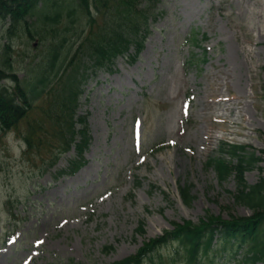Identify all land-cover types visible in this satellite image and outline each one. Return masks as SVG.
I'll return each mask as SVG.
<instances>
[{
	"label": "rangeland",
	"instance_id": "374dc122",
	"mask_svg": "<svg viewBox=\"0 0 264 264\" xmlns=\"http://www.w3.org/2000/svg\"><path fill=\"white\" fill-rule=\"evenodd\" d=\"M157 8L138 60L119 57L114 72L98 71L86 84L78 112L88 114L92 142L79 172L55 179L72 152L40 174L56 137L40 150L26 148L17 132L0 137V264H113L176 225L253 215L233 196L235 177L221 182L208 162L223 143H237L261 161L247 182L264 178V0H160ZM38 20L12 36L0 24V66L10 41L22 80L48 58L50 27ZM194 31L208 40L193 49L186 40ZM192 52L206 62L186 67ZM141 222L145 236L137 234ZM179 249L170 243L154 260L179 264ZM223 254H214L218 264H241Z\"/></svg>",
	"mask_w": 264,
	"mask_h": 264
},
{
	"label": "trees",
	"instance_id": "16d2710c",
	"mask_svg": "<svg viewBox=\"0 0 264 264\" xmlns=\"http://www.w3.org/2000/svg\"><path fill=\"white\" fill-rule=\"evenodd\" d=\"M159 1L0 0V24L8 35L12 36L20 28L31 31L29 18L39 19L50 27L43 40L51 41L48 58L38 64L43 57L36 64L35 77L28 73L23 80L19 78L10 58V41L3 46L4 61L0 66V81L12 83L0 87V131L3 134L0 137L17 132L26 148L39 150L44 142L51 143L56 137L51 152L42 158L41 175L55 168L63 155L72 151H75L74 156L66 168L57 171L55 179L74 175L86 165L85 154L91 147L92 135L87 115L78 112L79 99L85 91L83 86L90 79L91 71H114L119 56L128 55L131 63L137 61L151 33V23L157 20V12L160 13ZM98 18L104 21L102 27ZM63 21L65 26L57 28ZM193 36L196 43L198 38L196 34ZM187 62L195 64L197 60L192 55ZM43 97V103L38 104ZM246 149V146L223 143L220 154L212 157L208 166L215 169L221 182L235 177L238 186L233 196L238 204L252 210V216L231 215V220H223L208 215L199 224L190 221L176 225L165 235L147 241L135 255L113 264H147V261L164 264L162 256L158 255L160 258L155 262L153 255L170 243L180 245L181 251L177 252L180 264H218L213 253L220 250L231 257L235 249L246 250L245 264L263 261L264 178L256 185L247 182L246 172L261 161L255 152ZM140 184L138 180L137 185ZM191 189V185L180 186L187 206L194 200ZM144 227L145 223L141 222L138 235H146ZM112 248L106 247V251L111 252Z\"/></svg>",
	"mask_w": 264,
	"mask_h": 264
},
{
	"label": "bare ground",
	"instance_id": "6f19581e",
	"mask_svg": "<svg viewBox=\"0 0 264 264\" xmlns=\"http://www.w3.org/2000/svg\"><path fill=\"white\" fill-rule=\"evenodd\" d=\"M262 16H264V14H263ZM227 109L231 111V109H232V108L228 106V108H227Z\"/></svg>",
	"mask_w": 264,
	"mask_h": 264
},
{
	"label": "snow or ice",
	"instance_id": "6c2138e0",
	"mask_svg": "<svg viewBox=\"0 0 264 264\" xmlns=\"http://www.w3.org/2000/svg\"><path fill=\"white\" fill-rule=\"evenodd\" d=\"M41 243H43V242L41 241Z\"/></svg>",
	"mask_w": 264,
	"mask_h": 264
}]
</instances>
